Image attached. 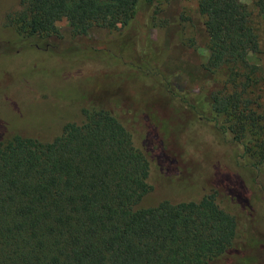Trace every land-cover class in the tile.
I'll list each match as a JSON object with an SVG mask.
<instances>
[{
	"label": "trees",
	"instance_id": "16d2710c",
	"mask_svg": "<svg viewBox=\"0 0 264 264\" xmlns=\"http://www.w3.org/2000/svg\"><path fill=\"white\" fill-rule=\"evenodd\" d=\"M139 2L19 0L6 21L17 48L52 51L58 31L49 16L66 20L79 47L94 26L127 23ZM254 5L264 19V0ZM196 8L207 39L202 68L222 76L208 91L211 119L264 184V66L240 59L264 53L260 38L239 0H196ZM172 86L170 99L143 108L134 124L119 117L116 97L105 105L80 97L83 106L35 129L0 121V264H264L249 189L236 177L200 188L185 176L189 164L173 144L188 112L178 102L191 104ZM168 102L177 111H166ZM154 172L177 200L142 204Z\"/></svg>",
	"mask_w": 264,
	"mask_h": 264
},
{
	"label": "rangeland",
	"instance_id": "374dc122",
	"mask_svg": "<svg viewBox=\"0 0 264 264\" xmlns=\"http://www.w3.org/2000/svg\"><path fill=\"white\" fill-rule=\"evenodd\" d=\"M239 1L249 12L264 49V19L254 0ZM20 9L19 0H0V40L6 38L0 46V121L4 120L7 127L35 129L40 122L50 123L58 114L83 106L81 98L85 103L105 105L116 97L124 108L119 117L134 124L132 118L139 111L161 107L170 99L172 85H177L191 104L189 107L183 99L178 102L188 112L180 119L173 144L183 162L189 164L185 176L200 188L220 177H236L249 189L264 230L261 175H256L240 156L241 146L221 133L211 119L208 91L222 76L202 68L208 49L196 0H140L127 23L94 26L78 40L79 47L70 38L66 20L49 16V23L58 31L52 51L30 45L16 47L15 23L7 22L6 17H15ZM240 59L264 66V53L243 52ZM164 107L166 111H177L173 102ZM158 177L154 172L152 180L156 184L142 204H153L166 194L172 200L178 199L165 186L168 182H156Z\"/></svg>",
	"mask_w": 264,
	"mask_h": 264
}]
</instances>
